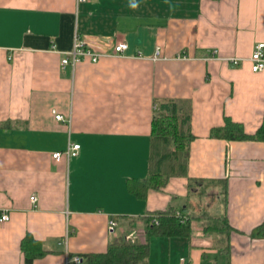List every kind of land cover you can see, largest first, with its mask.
Listing matches in <instances>:
<instances>
[{"label":"crops","instance_id":"1","mask_svg":"<svg viewBox=\"0 0 264 264\" xmlns=\"http://www.w3.org/2000/svg\"><path fill=\"white\" fill-rule=\"evenodd\" d=\"M80 39L104 55L64 65ZM259 42L264 0H0V264L145 241L144 218L170 207L191 231L149 237L148 264H264V140L214 134L227 116L263 123ZM165 98L192 102L188 170L136 192Z\"/></svg>","mask_w":264,"mask_h":264},{"label":"trees","instance_id":"2","mask_svg":"<svg viewBox=\"0 0 264 264\" xmlns=\"http://www.w3.org/2000/svg\"><path fill=\"white\" fill-rule=\"evenodd\" d=\"M158 108L152 121L151 166L146 178L131 183L132 190L144 193L149 188H160L169 177L185 174L188 170L189 144L193 139L191 128L192 102L190 99L165 98L157 101ZM220 138L231 140H264V120L256 133L246 132L244 124L227 116L225 124L214 129ZM178 215L175 208L156 211L145 219L147 239H126L124 235L113 239L105 252L80 255L81 264H148L151 236L188 235L189 220ZM135 222H132V224ZM44 254L26 251V264H33Z\"/></svg>","mask_w":264,"mask_h":264},{"label":"built area","instance_id":"3","mask_svg":"<svg viewBox=\"0 0 264 264\" xmlns=\"http://www.w3.org/2000/svg\"><path fill=\"white\" fill-rule=\"evenodd\" d=\"M79 1H86V0H79ZM129 48L128 43L126 42H119L116 46H115V52L116 54H124L127 49ZM104 55L103 52H97V51H93L89 48H87L84 44V42L80 39L76 42L75 48L70 51L68 53V56L65 57L62 61L63 64L66 65L68 63L73 64L74 66L77 65V63L80 61V59L82 57H86V56H90L91 59L93 61H97L99 59L100 56ZM228 60L234 62L235 64H239L240 59L239 58H235V57H230L228 58ZM250 60L252 61L253 65H252V69L255 72L258 71H263L264 70V42H259L256 44L254 51L250 57ZM56 118L57 119H63V115L61 114H56ZM80 149V145L79 144H72V146L69 148V150L67 151V155L71 156V155H76L78 153ZM64 153L61 151H57L53 153V158L56 161H60L63 157ZM33 202H36L37 197L36 196H32L31 197ZM178 215H181L180 213H178ZM0 220L2 222L4 221H8L10 220V215L8 213H3L1 215ZM182 221H185V218H182ZM116 222L111 221V226L110 228L113 230L115 228ZM74 264H81L82 262V258L80 255H74L72 256V260H71Z\"/></svg>","mask_w":264,"mask_h":264}]
</instances>
